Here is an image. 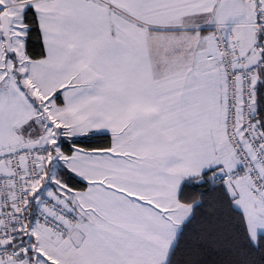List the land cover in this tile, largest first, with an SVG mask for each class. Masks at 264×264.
Here are the masks:
<instances>
[{
  "label": "snow or ice",
  "instance_id": "6c2138e0",
  "mask_svg": "<svg viewBox=\"0 0 264 264\" xmlns=\"http://www.w3.org/2000/svg\"><path fill=\"white\" fill-rule=\"evenodd\" d=\"M0 264H264V0H0Z\"/></svg>",
  "mask_w": 264,
  "mask_h": 264
}]
</instances>
